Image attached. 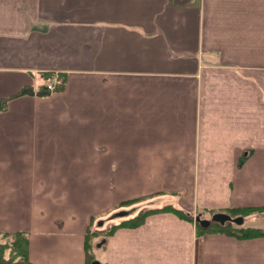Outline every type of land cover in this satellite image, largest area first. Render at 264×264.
<instances>
[{"label": "crops", "instance_id": "obj_1", "mask_svg": "<svg viewBox=\"0 0 264 264\" xmlns=\"http://www.w3.org/2000/svg\"><path fill=\"white\" fill-rule=\"evenodd\" d=\"M3 102L0 232L33 264H85L91 227L167 206L192 220L119 228L97 261L264 264V236L196 227L254 209L264 231V0H0Z\"/></svg>", "mask_w": 264, "mask_h": 264}, {"label": "trees", "instance_id": "obj_2", "mask_svg": "<svg viewBox=\"0 0 264 264\" xmlns=\"http://www.w3.org/2000/svg\"><path fill=\"white\" fill-rule=\"evenodd\" d=\"M47 81L50 80V77L46 78ZM64 81V78H63ZM63 81L60 78V85H58L57 90L62 89ZM51 92L44 89L39 93L42 96H48ZM6 109L5 102L0 106V110L4 111ZM138 202V200L126 201L122 203L124 206L128 204ZM122 205V206H123ZM163 211H171L178 217L183 220L191 221L192 217L181 210H177L171 206L164 207L162 209H147L139 212L135 217L129 218L121 221L119 224H113L110 227H107L104 230H89L86 234L85 240V264H93L97 258L95 254L96 247L101 244V247H104L106 241L111 237L115 231L119 228H135L144 224L146 218L152 214L161 213ZM256 212L254 209L246 210H231L229 213L233 218H236L239 215H245L246 213ZM260 214L264 213V209L258 210ZM241 225H236L232 221L226 222L224 225L220 223L211 222L209 227H202L199 223H196L198 230V235L202 233H221L226 235H232L238 238H255L259 236H264V231L256 228H243ZM3 239L6 240L5 243L0 241V264H33L29 258V237L28 234L24 232H17L12 234L1 233ZM101 236L100 242L97 243L94 239ZM9 252V257H6V253Z\"/></svg>", "mask_w": 264, "mask_h": 264}, {"label": "water", "instance_id": "obj_3", "mask_svg": "<svg viewBox=\"0 0 264 264\" xmlns=\"http://www.w3.org/2000/svg\"><path fill=\"white\" fill-rule=\"evenodd\" d=\"M211 221L216 222V223H220L221 225H224L228 221H232L236 225H242L243 224L242 217L233 218L232 216L225 214V213L214 214ZM211 221L201 220L199 218L196 220V222H198L202 227H209L211 224ZM99 246H101V244ZM93 264H100V263L95 261Z\"/></svg>", "mask_w": 264, "mask_h": 264}, {"label": "rangeland", "instance_id": "obj_4", "mask_svg": "<svg viewBox=\"0 0 264 264\" xmlns=\"http://www.w3.org/2000/svg\"><path fill=\"white\" fill-rule=\"evenodd\" d=\"M113 213H115V211H112V214L108 216V219L111 220V219L117 218L116 214H113ZM103 219H106V217H102V219H100V220H103ZM118 220H119V219H118ZM106 226H107V225H106ZM106 228H107V227H103V228H101V229H94L93 227H91L90 230H91V231H96V230H104V229H106ZM100 239H101V236H99L98 238L94 239V241H96L97 243H99V242H100ZM0 241H1L2 243H5V242H6V240L3 239L1 235H0ZM97 248H100L99 245L97 246ZM99 250H100V249H97L96 251H99ZM6 257H9V252L6 253Z\"/></svg>", "mask_w": 264, "mask_h": 264}, {"label": "built area", "instance_id": "obj_5", "mask_svg": "<svg viewBox=\"0 0 264 264\" xmlns=\"http://www.w3.org/2000/svg\"><path fill=\"white\" fill-rule=\"evenodd\" d=\"M60 83V81H59V79H58V76L57 75H53L52 77H51V80L49 81V84L47 85V89L48 90H53L54 88H55V86L57 85V84H59Z\"/></svg>", "mask_w": 264, "mask_h": 264}]
</instances>
